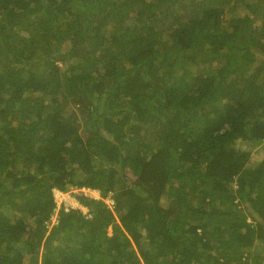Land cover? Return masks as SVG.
I'll return each mask as SVG.
<instances>
[{"label": "trees", "instance_id": "obj_1", "mask_svg": "<svg viewBox=\"0 0 264 264\" xmlns=\"http://www.w3.org/2000/svg\"><path fill=\"white\" fill-rule=\"evenodd\" d=\"M0 264H264V0H0Z\"/></svg>", "mask_w": 264, "mask_h": 264}, {"label": "rangeland", "instance_id": "obj_2", "mask_svg": "<svg viewBox=\"0 0 264 264\" xmlns=\"http://www.w3.org/2000/svg\"><path fill=\"white\" fill-rule=\"evenodd\" d=\"M248 148V147H247ZM256 149V150H255ZM253 155H254V159L253 160H257L258 158H256V156H259L260 153V149L258 147H254L253 149ZM81 192H79L77 190V188H71L68 192H65L63 194H59V193H54L55 196V200H56V209L58 212V208L60 207H67V208H80L82 211L86 212L87 209L83 206H81L79 204V202L77 201V199L75 198V196L77 194H80ZM93 197L98 198V192L96 191V193H92ZM108 203H110L111 201L109 199L106 200ZM58 216V215H57ZM249 220V219H248Z\"/></svg>", "mask_w": 264, "mask_h": 264}, {"label": "built area", "instance_id": "obj_3", "mask_svg": "<svg viewBox=\"0 0 264 264\" xmlns=\"http://www.w3.org/2000/svg\"><path fill=\"white\" fill-rule=\"evenodd\" d=\"M79 192H82L84 195H86V196H88V197H93V196H91L92 195V193L94 192V193H96V191H94V190H92V189H89V188H85V187H81V188H79V189H77ZM55 192L56 193H59V194H63V193H61V192H59V191H56L55 190ZM54 192V193H55ZM110 203H112V202H110ZM59 209V208H58ZM64 209L65 210H67L68 208L67 207H64ZM58 212H57V209L53 212V214L50 216V220H49V224L50 225H53V224H56L57 223V218H58Z\"/></svg>", "mask_w": 264, "mask_h": 264}]
</instances>
